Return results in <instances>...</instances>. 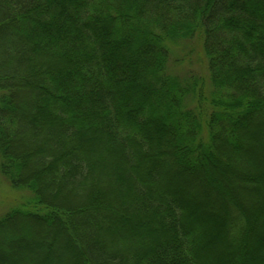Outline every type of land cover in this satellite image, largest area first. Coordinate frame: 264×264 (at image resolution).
<instances>
[{"label":"trees","instance_id":"trees-1","mask_svg":"<svg viewBox=\"0 0 264 264\" xmlns=\"http://www.w3.org/2000/svg\"><path fill=\"white\" fill-rule=\"evenodd\" d=\"M0 175V264H264V0H0Z\"/></svg>","mask_w":264,"mask_h":264},{"label":"rangeland","instance_id":"rangeland-1","mask_svg":"<svg viewBox=\"0 0 264 264\" xmlns=\"http://www.w3.org/2000/svg\"><path fill=\"white\" fill-rule=\"evenodd\" d=\"M199 38V37H197ZM196 38V39H197ZM195 39V40H196ZM198 40V39H197ZM187 46L178 48H175V50L170 55V72L172 74H175L179 77H186L189 73H194L196 75L200 76H207L208 70L206 67V64L204 63L205 57L203 58L201 52L198 53V51H201L200 44L196 43L195 41L187 43ZM194 190H198L199 186L196 187V184L193 185ZM108 192L112 194V190L110 188L108 189ZM193 193V196L196 197L197 195ZM108 193V194H109ZM26 193H20L13 189L8 182L0 175V215L5 214V212L8 210L11 206H17L23 202V196ZM113 195V194H112ZM198 195L201 197H204V195L200 192H198ZM95 200H98L94 198ZM205 199V197H204ZM59 201L62 203H76L75 197L72 195H69L68 193L62 194L61 198H59ZM80 201V200H79ZM211 201H207V207L205 211L209 214H214V211L212 210ZM257 227L262 230V227H260L259 222L257 224ZM43 230V229H42ZM264 237H261V240H263ZM70 252V251H69ZM68 252V254H69ZM72 258L69 260V264H79V259L76 255L72 254ZM76 256V257H75Z\"/></svg>","mask_w":264,"mask_h":264}]
</instances>
